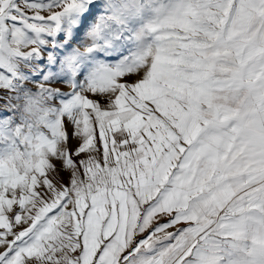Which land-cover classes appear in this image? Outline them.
<instances>
[{"label":"snow or ice","instance_id":"1","mask_svg":"<svg viewBox=\"0 0 264 264\" xmlns=\"http://www.w3.org/2000/svg\"><path fill=\"white\" fill-rule=\"evenodd\" d=\"M0 264H264V0H0Z\"/></svg>","mask_w":264,"mask_h":264}]
</instances>
